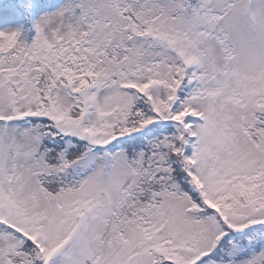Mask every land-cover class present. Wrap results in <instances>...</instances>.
<instances>
[{
	"label": "snow or ice",
	"instance_id": "6c2138e0",
	"mask_svg": "<svg viewBox=\"0 0 264 264\" xmlns=\"http://www.w3.org/2000/svg\"><path fill=\"white\" fill-rule=\"evenodd\" d=\"M0 31V264H264V0H66Z\"/></svg>",
	"mask_w": 264,
	"mask_h": 264
},
{
	"label": "trees",
	"instance_id": "16d2710c",
	"mask_svg": "<svg viewBox=\"0 0 264 264\" xmlns=\"http://www.w3.org/2000/svg\"><path fill=\"white\" fill-rule=\"evenodd\" d=\"M66 0H0V13L10 11L18 15L21 23L13 30H20L22 38L31 44L37 35L34 27V13H52L61 9Z\"/></svg>",
	"mask_w": 264,
	"mask_h": 264
},
{
	"label": "rangeland",
	"instance_id": "374dc122",
	"mask_svg": "<svg viewBox=\"0 0 264 264\" xmlns=\"http://www.w3.org/2000/svg\"><path fill=\"white\" fill-rule=\"evenodd\" d=\"M52 13H45V14L40 12L34 13V24L38 22L42 16ZM18 23L19 24L21 23V20L18 15H15L10 11L0 13V31L13 30L14 26Z\"/></svg>",
	"mask_w": 264,
	"mask_h": 264
}]
</instances>
